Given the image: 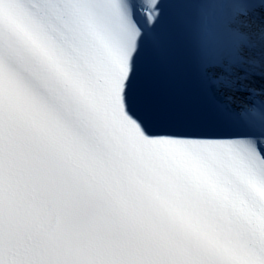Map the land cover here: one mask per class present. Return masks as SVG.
Listing matches in <instances>:
<instances>
[{
    "label": "snow or ice",
    "instance_id": "6c2138e0",
    "mask_svg": "<svg viewBox=\"0 0 264 264\" xmlns=\"http://www.w3.org/2000/svg\"><path fill=\"white\" fill-rule=\"evenodd\" d=\"M0 264H264V0H0Z\"/></svg>",
    "mask_w": 264,
    "mask_h": 264
}]
</instances>
